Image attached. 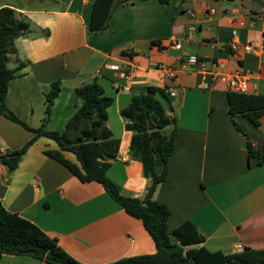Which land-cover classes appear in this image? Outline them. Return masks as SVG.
Wrapping results in <instances>:
<instances>
[{
  "label": "crops",
  "instance_id": "crops-1",
  "mask_svg": "<svg viewBox=\"0 0 264 264\" xmlns=\"http://www.w3.org/2000/svg\"><path fill=\"white\" fill-rule=\"evenodd\" d=\"M31 1L0 4L28 23L8 55L10 69L22 64L9 82L8 109L31 128L41 127L46 94L59 80L61 91L44 129L61 131L80 105L76 89L97 78L114 98L106 125L120 138L107 175L124 194L142 198L148 179L142 162L130 152L133 133L120 112L147 87L164 89L169 99L161 96L167 101L162 103L177 119V136L168 175L153 198L170 209L172 242L178 243L173 230L189 220L205 241L187 248L225 254L264 249V165L249 158L246 137L228 115L225 84L204 89L209 78L200 72H182L171 79L161 70L177 68L194 55L208 67L220 63L223 72L242 70L249 78L248 93L264 94V51L250 54L229 46L235 30L240 44L264 48V0H129L114 7L106 30L94 33L89 26L96 0H38L39 6ZM259 130L264 137V114ZM34 136L0 114V154L19 150ZM58 148L54 140L41 136L16 170L10 172L0 162L4 207L36 224L82 264L155 253L142 222L128 215L100 183H82L44 154ZM64 156L77 163L73 153ZM0 264L46 263L5 255Z\"/></svg>",
  "mask_w": 264,
  "mask_h": 264
},
{
  "label": "trees",
  "instance_id": "trees-1",
  "mask_svg": "<svg viewBox=\"0 0 264 264\" xmlns=\"http://www.w3.org/2000/svg\"><path fill=\"white\" fill-rule=\"evenodd\" d=\"M126 1L129 0H96L89 31L106 30L114 7ZM158 1L168 4L171 0ZM27 29L28 23L18 19L12 8H0V114L35 133L19 150L0 154V162L10 172L16 170L21 157L35 140L45 136L59 147L44 151L46 156L62 164L82 183H100L128 215L140 220L152 237L156 252L107 264H264V249L244 248L225 254L211 252L205 247L187 248L205 241L189 220L173 230L172 235L178 243L172 242L168 231L170 209L153 198L157 186L168 175L169 159L174 153L177 136V119L166 111L159 98L169 99L164 89L147 87L145 91L133 95L128 106L120 112L128 121L126 129L133 133L130 152L142 162L144 176L148 179L142 198L124 194L107 175L111 161L118 156L120 138L114 137L106 125L108 108L114 103V98L106 94L97 78L76 89L80 105L61 131L44 129L61 91L59 80L51 83L46 94L45 120L41 127L31 128L10 111L6 105L9 82L18 75L22 64L10 69L8 55L12 42ZM227 98L228 115L236 129L246 137L249 158L256 159L258 166L264 165V137L259 130L260 118L264 114V94L228 91ZM239 119L247 122L249 128L241 126ZM167 127L172 129L167 132ZM64 152L73 153L77 163L68 160ZM5 255L29 256L46 264H82L60 247L55 238L33 222L8 211L0 200V259Z\"/></svg>",
  "mask_w": 264,
  "mask_h": 264
},
{
  "label": "built area",
  "instance_id": "built-area-1",
  "mask_svg": "<svg viewBox=\"0 0 264 264\" xmlns=\"http://www.w3.org/2000/svg\"><path fill=\"white\" fill-rule=\"evenodd\" d=\"M232 36L233 40L230 41L229 46L233 51L242 49L244 52L250 54H258L264 51V48H260L255 43L240 44V42L235 40L237 36L235 30L232 32ZM173 45L177 46L178 44L174 43ZM161 70L165 73V76L171 79L176 78L182 72H200L209 78V81L205 80L201 86L204 89H209L210 85L216 82H222L225 84L228 91L239 93L249 92V78L242 70L235 69L230 72H223V66L220 63L211 62L208 67L207 63L198 56H187L177 68L162 67Z\"/></svg>",
  "mask_w": 264,
  "mask_h": 264
},
{
  "label": "rangeland",
  "instance_id": "rangeland-1",
  "mask_svg": "<svg viewBox=\"0 0 264 264\" xmlns=\"http://www.w3.org/2000/svg\"><path fill=\"white\" fill-rule=\"evenodd\" d=\"M7 1H10V0H0V4L1 3H5V2H7ZM11 1H15V2H18L19 4H23V5H28V0H11ZM31 1V0H30ZM30 3H33L35 6H39L40 5V3H39V1L38 0H34V1H31ZM44 5H46L47 7H49V6H51V4H44ZM6 7V6H5ZM159 98H160V100L162 101V102H164L165 104H167V101L165 100V98H161V96H159ZM238 122H239V124L241 125V126H243V127H245L246 129L247 128H249L248 127V123L247 122H245L244 120H241V119H239L238 120ZM171 127H167L165 130L167 131V132H169L171 129H170Z\"/></svg>",
  "mask_w": 264,
  "mask_h": 264
}]
</instances>
